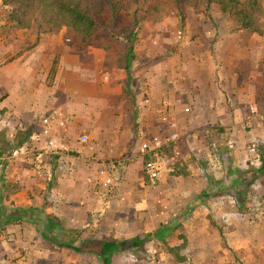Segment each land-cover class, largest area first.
I'll use <instances>...</instances> for the list:
<instances>
[{
    "label": "rangeland",
    "instance_id": "obj_1",
    "mask_svg": "<svg viewBox=\"0 0 264 264\" xmlns=\"http://www.w3.org/2000/svg\"><path fill=\"white\" fill-rule=\"evenodd\" d=\"M10 11L0 1V150L10 156L0 182V264H101L56 242L144 235L150 237L142 248L112 263L264 264V37L236 30L218 5L208 15L187 8L183 27L173 17L141 21L129 71L134 124L122 91L85 102L75 92L80 81L121 84L123 41L100 34L102 46L98 37L81 42L64 28L21 29ZM30 54L36 61L25 65ZM35 75L57 86L56 107L68 110L73 99L81 113L58 134L75 164L60 189L53 188L66 158L33 161L44 143L43 115L27 109ZM166 132L178 135L167 152L178 173L152 186L143 178L139 145ZM83 134L88 144L78 143ZM109 161L117 167L104 189L97 170ZM9 193L16 202L9 203ZM59 198L74 207L61 220L49 215L62 226L49 230L45 213L64 209Z\"/></svg>",
    "mask_w": 264,
    "mask_h": 264
},
{
    "label": "trees",
    "instance_id": "obj_2",
    "mask_svg": "<svg viewBox=\"0 0 264 264\" xmlns=\"http://www.w3.org/2000/svg\"><path fill=\"white\" fill-rule=\"evenodd\" d=\"M11 7L8 14L10 22L18 28H35L41 32L58 33L61 29L69 30L81 42H88L102 34L118 44L124 59L122 71L127 79L123 83V94L129 100L134 111L133 123H137V105L135 95L130 88L129 71L134 59L133 44L137 28L141 21L151 16L177 18L181 27L186 19V9L205 15L213 5H218L220 12L233 19L236 30H244L264 37L263 0H0ZM99 38V37H98ZM102 45L101 39H97ZM103 46V45H102ZM123 50V53H122ZM109 49H105L108 52ZM28 137V135H26ZM173 144L164 149L168 152ZM168 154V153H167ZM170 157V156H169ZM147 159V158H146ZM144 159V160H146ZM34 161V160H33ZM264 169V165L261 166ZM177 167L170 175H175ZM177 175V174H176ZM185 175H183L184 177ZM46 226L54 229L55 220L46 218ZM148 235L134 236L130 239H83L78 245L56 242L59 247L76 253H88L101 264H113L112 259L119 253L131 249H140ZM172 251V249H170Z\"/></svg>",
    "mask_w": 264,
    "mask_h": 264
},
{
    "label": "built area",
    "instance_id": "obj_3",
    "mask_svg": "<svg viewBox=\"0 0 264 264\" xmlns=\"http://www.w3.org/2000/svg\"><path fill=\"white\" fill-rule=\"evenodd\" d=\"M69 41V39H66ZM108 77H104L107 80ZM166 120V117L164 118ZM56 121L58 128H63L65 121L57 112L51 113L47 118H44L42 133L45 136L43 147L39 152L32 154L33 160L37 164H41L44 157L50 155L61 156L68 151V146L62 139L51 133V125ZM178 139L176 132H166L164 134H154L148 139H142L139 145L138 154L142 160L143 178L150 185H155L162 176H169L174 171V164L169 155L164 152V149L169 147ZM79 144H88L89 138L87 135H81L77 138ZM147 158V159H146ZM6 157L0 150V182L1 174L5 166ZM146 159V160H144ZM117 163L114 161L103 162L98 166L99 183L106 189L111 184L113 174L116 170Z\"/></svg>",
    "mask_w": 264,
    "mask_h": 264
},
{
    "label": "crops",
    "instance_id": "obj_4",
    "mask_svg": "<svg viewBox=\"0 0 264 264\" xmlns=\"http://www.w3.org/2000/svg\"><path fill=\"white\" fill-rule=\"evenodd\" d=\"M35 61L36 60H33V56L30 54L29 57L25 60L24 64L25 65L33 64ZM123 78H124V75H123ZM126 79H127V76L125 75V78L121 82V84L118 85L119 84L118 83L117 86L116 85H113V87L111 85L108 86V85H105V84H100V85L98 83L92 84V83H89V81L86 82L87 85H85V83H83V81H80V82H78L79 85H80L79 86V89H78V92L77 91H75V92L79 96L78 100H80L82 102H85L87 99L90 100V98H95L96 99L97 98L96 95L98 97H100V98H107L109 95H111L113 93L119 95V94H121V91H122V94H123V83H124V81ZM27 85H28L27 86V89L29 88V90H30V92L27 91L28 92L27 97L30 98V100H31L30 102L32 103V104H27V109H35V112L38 111L39 114L41 113V115H43V118H47L51 113L57 112V113L60 114L61 118L64 119V121H65L64 127L63 128L56 127L57 130L54 131L55 132L54 134H56V135L60 134V129L61 130L62 129H66V127L70 123L72 124V121L74 119H76V118H74V114L75 113L81 115V113H78V110H76V108L74 107V104L76 103V101H74L73 99H71V103L68 104V108H69L68 110L66 109L64 111V110H60L58 107H56V105H55V98L57 96H59V94H58V92L56 90L57 89V86L56 87L55 86H47L46 83L42 81V77L40 75H38V76L35 75L34 78H32V81L30 82V84L28 83ZM118 87H120V88H118ZM73 96H75V95H72V97ZM82 104H84V103H82ZM166 104H167V102L164 103V105H166ZM56 108H58V109H56ZM188 110L189 109L187 108L185 111H188ZM67 111H71L73 114H70V113L68 114V113H66ZM72 118H74V119H72ZM54 124H56V121H53L52 125H54ZM43 127H44V124H43ZM67 129L68 130L70 129L69 126H68ZM83 135H85V134H83ZM40 136H42L45 139V136L43 135L42 130H41ZM58 136L69 147L68 142L66 141V139L64 137L60 136V135H58ZM65 155L66 154L61 155V156L51 155V156H48V157L54 158L56 161H58L61 158L65 157ZM8 157H10V156H7V158ZM65 158L64 159L66 161V164L64 162L65 165L63 164L64 165V168H63V166H62V168H63V171L65 172L66 175L64 174L62 176V178H61L57 174L56 180H55L56 181V185H55V187L53 189H56V188H59L60 189L61 185L64 183L63 181H64L65 177L68 176V174L71 175V174L74 173L73 166L75 167V164L72 165L73 162H74L73 159H68L69 157H65ZM9 164H7V166H9ZM53 168L57 172L56 165L53 166ZM51 170H52V168H51ZM53 172H55V171H53ZM11 174L12 173L10 172V177L12 176ZM53 177L54 176H51L50 175V177L48 178V184H49V181L51 180V178L53 179ZM8 181L11 182V180H8ZM2 185H3V182H2V184H0V193L4 190L3 188H1ZM4 187L6 188L5 182H4ZM5 193L7 195V191L6 190H5ZM8 195H9V203H11L12 201H15L16 202V200L18 198L17 195H12V193H9ZM5 200H7V198H5ZM20 201H22V200L20 199ZM58 201H59L58 207L59 208L60 207H64V209H60V211H58V210L56 211L55 210L56 212L54 214H50V213L46 212L45 213L46 218L49 217V215H55V218H58L59 220H61V219H63L64 217H66L68 215L69 212L67 211V209L69 207H74V205H69V204L66 205L65 202H62L60 198L58 199ZM29 204H30V202H29ZM65 208H67V209H65ZM7 212L10 214V216L12 214H15L13 212V210H12V213L9 210ZM13 217H16V215L13 216ZM50 217L53 218V216H50ZM54 226H56L57 228H59L58 230H60V228H62V226L59 227L60 225H57V224L54 225Z\"/></svg>",
    "mask_w": 264,
    "mask_h": 264
}]
</instances>
